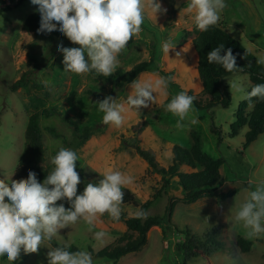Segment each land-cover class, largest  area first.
<instances>
[{
	"label": "rangeland",
	"instance_id": "obj_1",
	"mask_svg": "<svg viewBox=\"0 0 264 264\" xmlns=\"http://www.w3.org/2000/svg\"><path fill=\"white\" fill-rule=\"evenodd\" d=\"M164 14L156 18L148 12L142 31L131 38L126 48L118 56L116 71L127 72L140 62L152 57L160 68L173 73V83L168 84L166 95H157V101L147 108L126 110L124 123L117 127L103 122V113L97 110L95 102L111 96L118 103H125L131 93V83L115 93L112 85L97 75L90 73L75 74L64 71L63 54L58 52L57 44L63 47H80L68 39L52 34L23 32L21 25L30 14H39L37 6L30 0H0V182L9 186L19 158L26 149L25 129L28 118L46 108L55 107L60 116L40 119L42 142L45 149L43 166L48 174L53 170L50 158L61 147L74 150L79 159L76 171L80 176L77 194L83 192L84 182H94L98 172L108 167L131 176L133 182L123 186L135 196L138 203L151 200L147 217H166L169 205L167 191L180 185L176 178L169 179L171 184L163 188L162 175L150 172L147 163L134 149L137 143L141 149L153 155L158 168L171 164V148L179 145L188 149L192 143L191 134L200 137L202 150L214 159H222L219 172L222 184L213 198H202L192 204L177 203L171 215V225L182 229L185 226L192 232L202 234L213 227H220L222 251L210 258H189L184 264H264V233L249 237L242 222L235 221L239 205L244 202L249 190L264 182V131L257 139L243 148L246 128L234 137H229V124L239 102L246 100L249 79L246 74L235 73L223 79V87L229 93L230 104L227 108L214 105L207 110L193 107L188 116L177 127L178 116L166 110V105L181 91H187L197 100H205L202 86L195 74L196 55L192 48H179L183 30L191 29L194 21L183 9L188 0H160ZM221 17L227 23L226 32L243 44L245 48H260L259 59L264 62V0H226ZM222 23L220 18L217 25ZM246 24V26H245ZM248 24V25H247ZM239 27L241 29H239ZM171 40L173 48L168 55L162 51V42ZM35 71L28 86L11 91V86L22 73ZM162 76L151 69L139 74L135 80ZM134 80V81H135ZM47 83V87L43 84ZM233 84H240L237 91ZM94 94H99L97 99ZM155 96L156 94L153 93ZM73 117L80 126L93 128L90 137L83 142L75 140L71 128L62 117ZM196 123H192V119ZM146 122L147 126L135 139L123 142L120 135L131 126ZM52 129L53 132L49 131ZM77 141V142H76ZM179 172L191 173L193 170L181 167ZM168 177L165 178V180ZM237 190V193L222 200L219 195ZM175 200V199H174ZM59 204V202H56ZM121 215L131 216L137 209L132 206L121 207ZM167 220L163 227H152L146 237V244L135 253H129L117 262L96 258L94 264H183L175 252L178 240L169 232ZM104 230L102 240L94 238V232ZM125 224L112 220L107 213L99 217L90 229L83 220L59 229L52 239L59 245L74 246L78 250L91 249L93 253L111 245L126 234ZM238 237L251 243L248 252H241L236 246ZM52 249L44 240L35 253L21 250L13 262L0 258V264H47V253ZM89 252V251H88Z\"/></svg>",
	"mask_w": 264,
	"mask_h": 264
},
{
	"label": "clouds",
	"instance_id": "obj_2",
	"mask_svg": "<svg viewBox=\"0 0 264 264\" xmlns=\"http://www.w3.org/2000/svg\"><path fill=\"white\" fill-rule=\"evenodd\" d=\"M37 6L39 25L37 34L56 33L65 35L69 41L80 47H63L64 71L75 74L96 72L104 77L110 76L119 64L118 56L126 48L128 41L142 31L141 25L150 13L167 12L160 0H30ZM226 7V0H188L183 9L191 15L200 31L215 26ZM58 25L59 27H55ZM174 46L171 40L162 42V51L168 55ZM223 52V55L221 54ZM209 63H215L226 71L236 67V56L232 49L218 45L207 53ZM171 77L156 76L131 83V93L125 103H118L111 96L95 102L97 110L103 113L105 124L117 127L124 123L126 110L147 108L157 101V95H166ZM47 87V83L43 84ZM242 91L240 84H233ZM153 93L156 95L154 96ZM246 97L264 99V83L256 84L246 91ZM195 97L181 91L166 105V110L178 116L177 127L193 110ZM192 123H196L193 118ZM77 153L61 147L50 158L53 170L43 182H38L34 171L27 173V179L11 182L6 186L0 182V258L10 262L17 259L21 250L35 253L44 240H51L59 229L83 220L90 229L100 216L107 213L114 221H119L123 203V186L133 182L131 176L108 167L99 173L102 177L97 183H88L83 192L77 194L80 176L76 169ZM51 186V187H50ZM67 200L70 207L57 201ZM133 215L144 217L146 213L137 209ZM235 221L242 222L249 237L264 233V182L249 190L235 214ZM104 230L94 232V238L102 240ZM47 264H94L90 252L86 250L69 251L67 246L50 249Z\"/></svg>",
	"mask_w": 264,
	"mask_h": 264
},
{
	"label": "trees",
	"instance_id": "obj_3",
	"mask_svg": "<svg viewBox=\"0 0 264 264\" xmlns=\"http://www.w3.org/2000/svg\"><path fill=\"white\" fill-rule=\"evenodd\" d=\"M38 25L39 14H30L23 21L21 30L23 32H37ZM55 27L59 26L55 25ZM183 33L179 48L183 50L193 49L196 55V78L202 86V95L206 96L203 101L202 99H194L193 107L196 110H207L214 105H219L223 108L229 106L230 96L223 87V79L231 74L242 73L248 76L249 86L246 91H250L251 87L256 84L264 83V63L219 25L216 24L207 31H200L194 23L191 29L183 30ZM52 35L68 39L63 34L52 33ZM220 44H223L225 49L231 48L233 54L236 56L237 69H234L232 72L226 71L218 64L209 63L207 60V53ZM221 54L223 55V52ZM151 69L159 71L164 77H171L172 79L169 81V84L173 83V73L160 68L153 57L147 62H140L134 65L127 72L116 71L113 77L111 75L104 77L94 71L90 72V74L99 76L112 85L116 91L115 93H120L124 86L133 82L139 74ZM34 74L35 71L22 73L19 79L11 86V91L14 92L21 87L28 86ZM89 93L94 95L95 98L101 99L99 94ZM188 94L191 95L190 93ZM53 116H60L55 107L42 109L28 118L25 129L26 149L19 158L11 182L26 180L29 171H34L37 174L38 182L41 183L48 175V171L43 166L45 149L42 142L40 119ZM62 121L71 128L72 136L75 140L83 142L90 137V132L93 128L88 126L82 127L73 117L69 116L62 117ZM146 126V122L131 126L126 130L125 135H120L121 140L127 142L135 139ZM243 128H246L243 144V148L245 149L264 131V99L257 97L249 99L246 97V100L239 102L234 114V120L229 124V137H236ZM49 131L53 132L52 129H49ZM191 139L192 143L188 149L179 145L172 146L171 164L167 168H158L153 155L141 149L136 142L133 143L136 154L147 163L150 172L154 171L162 175L163 188L167 189L171 185L169 179H177L178 184L184 189V199L173 200L164 218L159 216L147 217V215L137 218L133 214L131 216L126 214L121 215L119 220L125 224L127 229L126 234L96 253H93L89 249L88 251L91 255L99 259L117 262L129 253L138 252L147 242L146 235L148 231L154 226L162 228L165 220H167L171 227L169 232L178 240L177 244H175V252L183 264L189 258L200 257L208 259L215 253L223 250L224 244L220 241L221 229L218 226L206 230L202 234H197L186 226L180 229L176 225H171V215L177 203L192 204L202 198H213L217 195L216 191L223 182L219 172L220 167L223 165V160L214 159L205 153L201 148L200 137L196 133L191 134ZM181 167L189 168L193 172H179ZM166 177L168 178L165 180ZM99 179L94 182L86 181L83 187L85 188L88 183H97ZM122 191L124 192V198L121 207L132 206L136 209H142L146 213L152 204L151 200L138 203L132 192L128 189H122ZM236 193L237 190H233L226 194H220L219 197L224 200L234 196ZM58 202L64 203L66 208L70 207V203L66 199ZM48 243L52 248L65 247V245L57 244L53 239L48 240ZM236 246L241 252H248L251 249V243L241 237L237 238ZM67 248L69 251L78 250L74 246H67Z\"/></svg>",
	"mask_w": 264,
	"mask_h": 264
},
{
	"label": "water",
	"instance_id": "obj_4",
	"mask_svg": "<svg viewBox=\"0 0 264 264\" xmlns=\"http://www.w3.org/2000/svg\"><path fill=\"white\" fill-rule=\"evenodd\" d=\"M169 205L168 209L170 208V204L174 199L183 200L184 199V189L181 185H176L173 188L168 189L167 191Z\"/></svg>",
	"mask_w": 264,
	"mask_h": 264
},
{
	"label": "crops",
	"instance_id": "obj_5",
	"mask_svg": "<svg viewBox=\"0 0 264 264\" xmlns=\"http://www.w3.org/2000/svg\"><path fill=\"white\" fill-rule=\"evenodd\" d=\"M221 19H222V23H220V27H222V29L226 32V29L228 28L227 27V23L225 22V19L224 18H222L221 17ZM248 25V24H247ZM245 26H246V24H245ZM239 29H241L240 27H239ZM241 43V42H240ZM242 44V43H241ZM243 45V44H242ZM247 49V48H246ZM248 50L252 53V54H254L258 59H259V54L261 53V49L260 48H256L255 47V49L254 48H248ZM263 62V61H262ZM264 63V62H263ZM172 154V153H171Z\"/></svg>",
	"mask_w": 264,
	"mask_h": 264
},
{
	"label": "built area",
	"instance_id": "obj_6",
	"mask_svg": "<svg viewBox=\"0 0 264 264\" xmlns=\"http://www.w3.org/2000/svg\"><path fill=\"white\" fill-rule=\"evenodd\" d=\"M15 1H16V3H17V2H19L20 0H15Z\"/></svg>",
	"mask_w": 264,
	"mask_h": 264
}]
</instances>
